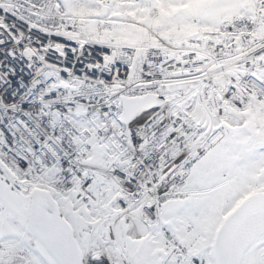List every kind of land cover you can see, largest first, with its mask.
I'll return each instance as SVG.
<instances>
[{"label": "snow or ice", "instance_id": "1", "mask_svg": "<svg viewBox=\"0 0 264 264\" xmlns=\"http://www.w3.org/2000/svg\"><path fill=\"white\" fill-rule=\"evenodd\" d=\"M0 264H264V0H0Z\"/></svg>", "mask_w": 264, "mask_h": 264}]
</instances>
